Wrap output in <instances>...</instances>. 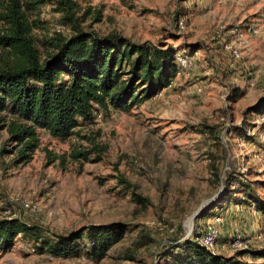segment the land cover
I'll use <instances>...</instances> for the list:
<instances>
[{"label":"rangeland","instance_id":"obj_1","mask_svg":"<svg viewBox=\"0 0 264 264\" xmlns=\"http://www.w3.org/2000/svg\"><path fill=\"white\" fill-rule=\"evenodd\" d=\"M76 2L80 8L89 6L80 22L85 30L99 35L115 31L134 41L169 46L173 56H191V63L178 67L170 83L153 96L127 110L97 112L94 121L77 125L66 137L38 128V144L25 162L12 163V153L0 154V217L37 224L46 235L91 224L126 225L123 236L98 257L85 251L84 237L76 254L52 256L16 236L0 252V264H166L168 257L162 252L191 236L213 213L220 214L222 222L217 240L208 247L212 251L234 253L236 248L228 244L234 231L247 247H263L264 216L245 201L241 186L233 184L229 198L228 193L219 197L222 184L210 180L206 150L211 139L199 124L217 125L215 133L224 150L221 176L232 169L241 173L254 196L264 202V124L255 123V113L248 110L264 95V0ZM54 6L55 0L40 5L39 19L31 28L40 50V39L69 31ZM95 10L100 12L97 21L92 20ZM178 18L183 20L181 27ZM249 24L256 27L255 33L248 31ZM218 25L236 26L241 42L233 34L213 33ZM223 39L239 46V57L230 55ZM14 119L7 110L0 111V144L8 137L6 124ZM250 126L253 138L245 136ZM94 144L103 150L91 151L86 158L70 155ZM5 146L14 149L15 144ZM210 197L199 217L190 219L199 203ZM22 199L30 207H22ZM139 228L155 241L135 247Z\"/></svg>","mask_w":264,"mask_h":264},{"label":"trees","instance_id":"obj_2","mask_svg":"<svg viewBox=\"0 0 264 264\" xmlns=\"http://www.w3.org/2000/svg\"><path fill=\"white\" fill-rule=\"evenodd\" d=\"M45 2L0 0V111L7 110L17 119L6 124L8 137L0 144V154L12 153V163L30 158L38 144V128L55 137H66L77 125L94 121L97 112L127 110L132 104L153 96L178 71L169 46L134 41L115 31L99 35L82 28L80 22L89 12V6L80 8L76 0H55L54 9L60 12L61 21L68 25L69 31L66 34L55 31L40 39V50L31 28L39 19V6ZM92 15L93 21L100 19L99 10ZM233 94L238 95V90ZM263 109L264 95L248 108L255 116ZM199 126L211 139L206 150L207 165L210 180L223 186L219 197L228 193L229 198L235 191L232 185L238 184L245 201L252 202L264 216V202L254 196L249 180L234 169L221 176L224 150L215 133L217 125L201 122ZM10 141L14 142V149L5 146ZM102 150L103 146L94 144L91 149L72 150L70 155L86 158L89 152L98 154ZM119 180L127 183L124 178ZM137 199L140 201L141 197ZM202 210L203 207L195 220ZM125 229V223L108 222L82 226L66 234L46 235L37 224L4 216L0 217V252L6 251L16 236H20L38 252L70 256L78 252L79 240L84 237L85 251L98 257L123 236ZM197 230L198 225L191 236L162 252V256L168 257L166 264H264V246L256 249L246 246L224 255L200 244ZM137 232L135 247L155 241L144 229ZM246 254L251 258H245Z\"/></svg>","mask_w":264,"mask_h":264},{"label":"built area","instance_id":"obj_3","mask_svg":"<svg viewBox=\"0 0 264 264\" xmlns=\"http://www.w3.org/2000/svg\"><path fill=\"white\" fill-rule=\"evenodd\" d=\"M177 25L178 26H183V20L182 18L177 19ZM248 31L250 33H255L256 32V27L253 24H249L248 26ZM213 33H215L218 36H221L223 34H233L234 40L239 42L238 40L240 39V30L236 26H231V27H226L224 25H218L214 30ZM233 40L229 39L228 42L224 41V39L221 41V44L223 45L224 48L228 50L231 56L233 57H239L240 55V50L239 46L235 45V42H232ZM241 42V41H240ZM239 42V43H240ZM174 59L178 67H187L191 63V56L187 54H174ZM253 80L251 79L249 81V84H252ZM255 123H262L264 122V109L260 114H258L255 119ZM253 126H250L247 128L246 133L247 134H253ZM21 206L24 208L30 207V204L25 200L22 199L20 202ZM8 211V209H6ZM222 222L221 216L218 213H213L210 217L204 220L203 225L198 228L197 232V241L206 246L210 247L216 240L219 235V225ZM228 244L231 247H234L236 249L239 248H245V242L242 237V235L238 231H234L233 233L230 234L228 238Z\"/></svg>","mask_w":264,"mask_h":264},{"label":"water","instance_id":"obj_4","mask_svg":"<svg viewBox=\"0 0 264 264\" xmlns=\"http://www.w3.org/2000/svg\"><path fill=\"white\" fill-rule=\"evenodd\" d=\"M213 197V196H212ZM212 197H210V198H208V199H205V200H203V201H201L200 203H199V205H198V207L194 210V212L190 215V219L194 216V215H196L200 210H201V208L208 202V201H210L211 199H212Z\"/></svg>","mask_w":264,"mask_h":264}]
</instances>
